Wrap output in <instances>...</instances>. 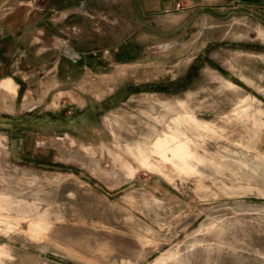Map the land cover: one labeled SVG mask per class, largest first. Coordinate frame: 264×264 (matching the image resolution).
Listing matches in <instances>:
<instances>
[{
  "label": "rangeland",
  "instance_id": "1",
  "mask_svg": "<svg viewBox=\"0 0 264 264\" xmlns=\"http://www.w3.org/2000/svg\"><path fill=\"white\" fill-rule=\"evenodd\" d=\"M243 12L189 31L200 53L63 65L80 95L60 69V102L1 119L0 264H264V9Z\"/></svg>",
  "mask_w": 264,
  "mask_h": 264
},
{
  "label": "crops",
  "instance_id": "2",
  "mask_svg": "<svg viewBox=\"0 0 264 264\" xmlns=\"http://www.w3.org/2000/svg\"><path fill=\"white\" fill-rule=\"evenodd\" d=\"M246 8L257 19L256 15L264 9V0H0V122H16L44 103L48 106L60 102V95L50 97L49 88L58 83L60 69L63 78L72 84L64 92L80 95L81 84L65 72L63 65H91L92 60L99 65H118V61L110 62L103 54L114 52L119 46L126 54L135 53V47L143 54H172L168 48L179 43L181 49L176 53H200L195 43L199 33L188 35L189 31L209 30L216 27L215 23L245 17ZM108 21L126 23V35L106 32L104 22ZM185 36L189 37L187 41L176 40ZM120 37L124 38L119 41ZM76 38L80 42V38L85 39L83 49L73 47ZM89 39L94 40V49L88 45ZM108 39L111 44L103 46L102 42ZM58 48L69 63L58 56ZM152 63L172 65L145 59L142 64ZM64 79L62 82H66ZM42 85L47 87L44 92ZM145 93L139 91L132 96L141 98ZM64 106L60 103L62 109Z\"/></svg>",
  "mask_w": 264,
  "mask_h": 264
}]
</instances>
